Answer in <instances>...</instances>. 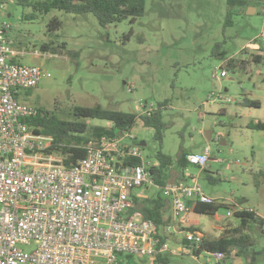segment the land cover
Masks as SVG:
<instances>
[{
  "label": "rangeland",
  "instance_id": "374dc122",
  "mask_svg": "<svg viewBox=\"0 0 264 264\" xmlns=\"http://www.w3.org/2000/svg\"><path fill=\"white\" fill-rule=\"evenodd\" d=\"M0 4L6 10L5 15L0 12V21L12 26L9 38L26 53L19 61L50 74L37 88L22 91L20 102L62 120H71L76 106L141 115L140 105L166 102L161 146L154 129L140 119L125 143H145L142 151L147 161H155L159 151L176 159L182 151L200 155L209 146L206 170L189 165L187 182L192 185L198 178L204 194L224 205L214 216L195 213L192 205L177 225L200 231L210 240L220 239L227 231L242 228L240 218L227 217L237 204L255 215L247 220L243 234L253 240L254 250L264 248L260 217H264V131L248 128L250 123H264V0H147L142 17L106 28L90 13L54 10L25 20L33 12L31 7L19 0H0ZM55 17L62 27L52 30ZM44 45L49 46L47 51L42 50ZM229 60L236 66L228 67ZM221 70L228 76L213 79ZM128 85L134 86L133 93ZM212 94L231 103L205 106ZM245 99L260 102V108L244 106ZM157 191L144 188L133 193L150 197ZM166 217L168 225L175 224L171 212ZM170 246L169 264H204L195 261L182 243ZM179 248L183 252L175 253ZM238 260L264 264L258 255ZM146 261L136 257L133 264H152Z\"/></svg>",
  "mask_w": 264,
  "mask_h": 264
},
{
  "label": "built area",
  "instance_id": "2783aa9c",
  "mask_svg": "<svg viewBox=\"0 0 264 264\" xmlns=\"http://www.w3.org/2000/svg\"><path fill=\"white\" fill-rule=\"evenodd\" d=\"M0 12L5 15V4H0ZM11 28L5 19L0 21V264H117L127 255L153 263L171 252V242L182 243L195 261L204 264H239L237 250L203 249L205 235L200 231L177 224L160 231L153 221L132 211L136 189L160 191L171 201L175 223L192 201L194 206L212 201L198 178L192 185H158L151 172L156 163L144 159L139 145L125 143L129 133L90 143L85 157L72 168L48 154L54 139L28 126L26 120L36 118L39 111L19 98L50 74L19 61L26 53L9 38ZM227 76L221 70L213 79ZM127 89L133 93L134 86ZM222 102L231 100L212 94L205 106ZM156 109L153 104L140 105L142 116H151ZM210 152L207 146L203 154L189 155V165L205 171ZM136 196L148 198L143 192ZM239 212L244 209L235 204L227 217Z\"/></svg>",
  "mask_w": 264,
  "mask_h": 264
},
{
  "label": "trees",
  "instance_id": "16d2710c",
  "mask_svg": "<svg viewBox=\"0 0 264 264\" xmlns=\"http://www.w3.org/2000/svg\"><path fill=\"white\" fill-rule=\"evenodd\" d=\"M147 0H19L24 7H31L33 12L24 16L25 20H35L38 14H48L54 10L65 12L68 14L82 15L93 14L100 26L103 28L116 25L124 19H130L134 22L136 18L142 17L146 11ZM231 13L228 12V16ZM62 27V21L57 17L52 19L51 29L56 30ZM219 48V47H218ZM49 46L44 45L43 51H47ZM260 56H256V60H260ZM225 60V59H224ZM233 60H229L227 66H236ZM22 98V97H21ZM19 98V100L21 99ZM244 106L250 108H260L261 103L245 99ZM165 102L159 104L157 109L151 116L137 115L136 113H126L111 109H105L101 106L92 108L74 107L71 120H62L54 115L46 113L42 110L34 119L26 120L29 127L34 132L41 133L45 136H51L54 139L52 147L48 154H55L63 159V164L67 168L74 167L80 160L85 157L86 146L90 143L100 141L103 138H115L123 133H130L136 126L137 121L142 120L147 128L155 131V140L161 146L165 124L163 122V110L167 108ZM101 120L110 123L109 126H99L88 121ZM248 128L258 131H264V123H250ZM190 154L183 151L178 158L159 151L156 155V166L151 172L158 185L164 186L167 183H184L186 179V171L189 167L188 156ZM134 164L139 160H132ZM179 176V180L176 178ZM134 207L132 211L140 212L145 219L153 221L161 231L170 223L167 218L169 212L172 215V204L169 199L162 196L160 191L152 194L146 199H140L135 193H132ZM194 201L189 206L192 207ZM224 206L221 204L200 203L194 206V212L198 214L216 215L219 209ZM241 219L240 227L228 232V235L217 240L204 238L203 249L211 252H227L237 250L239 257L251 258L253 255L262 256L264 258V248L259 251L254 250V242L248 235L243 234L242 230L248 226V219H253V212L246 211L235 214ZM262 224L264 219L261 218ZM177 224V223H175ZM190 230H195L188 228ZM226 232V233H227ZM133 256H122L117 264H133ZM146 262H149L146 261ZM169 258L166 255L159 256L152 264H169Z\"/></svg>",
  "mask_w": 264,
  "mask_h": 264
},
{
  "label": "water",
  "instance_id": "95a60500",
  "mask_svg": "<svg viewBox=\"0 0 264 264\" xmlns=\"http://www.w3.org/2000/svg\"><path fill=\"white\" fill-rule=\"evenodd\" d=\"M124 85H126V82H124ZM206 137H207L208 141H211V134L210 133H206ZM139 146L140 147H145L146 144L142 142V143L139 144Z\"/></svg>",
  "mask_w": 264,
  "mask_h": 264
},
{
  "label": "crops",
  "instance_id": "0c3cea01",
  "mask_svg": "<svg viewBox=\"0 0 264 264\" xmlns=\"http://www.w3.org/2000/svg\"><path fill=\"white\" fill-rule=\"evenodd\" d=\"M254 13H255V11H254ZM8 17H10V14H8ZM257 50H258V49H257ZM185 174H186V173H185ZM185 176H186V179H185V181H183V182H184L185 184L190 185V184L187 182V178H188L187 175H185ZM176 178L179 180L180 177L177 176ZM192 210H193V212H194V209H192ZM260 217L264 219V217H262V216H260ZM189 228H190V227H189Z\"/></svg>",
  "mask_w": 264,
  "mask_h": 264
}]
</instances>
